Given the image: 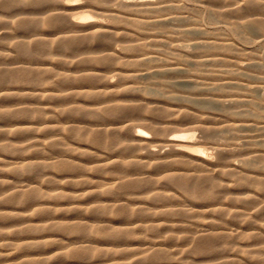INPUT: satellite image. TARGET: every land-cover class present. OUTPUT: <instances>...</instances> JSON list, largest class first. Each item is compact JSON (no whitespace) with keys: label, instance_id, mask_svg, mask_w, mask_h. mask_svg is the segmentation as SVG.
I'll return each instance as SVG.
<instances>
[{"label":"rangeland","instance_id":"rangeland-1","mask_svg":"<svg viewBox=\"0 0 264 264\" xmlns=\"http://www.w3.org/2000/svg\"><path fill=\"white\" fill-rule=\"evenodd\" d=\"M167 1L171 0H149L150 3H164ZM179 1L186 7L182 11L183 18H179L180 15L178 14L172 16L174 19L170 23L173 26L170 25V27L163 29L164 33H159L155 27H146L142 32H139L141 36H137V39H140V43L147 44L145 50L139 53L122 50V46L125 43L118 40L120 36L117 34L121 31L119 29L122 27H133L130 24H116L111 15L105 10L111 7V9L120 12L127 22H133V19L137 17L142 19L143 17V14L141 15L133 10L136 0L129 1V4L132 5L129 10L121 9L118 0L76 1V5L72 11L74 16H80L85 12H89L96 16V19H100L102 26L106 30L113 32L109 36V43L104 46L99 48H94L92 45L80 47L82 53H79L81 55L75 54L76 51L66 49L65 51L51 50L50 53L37 58H24L19 55L15 44L18 42L29 43L33 38H26L27 35H30L26 28H17L20 20L11 19L0 30V68L2 66V68H6V72L12 71L10 73L11 76H18V74L24 73L21 71L25 69H20L21 67H26L27 70L51 71V73H43L44 76L49 77L44 85H19L25 91V96L23 97H4L2 95L4 91H0V112L7 114L4 118L0 117V213L17 214V219L14 222L0 221V261L3 262L1 264H224V257L227 256L229 257L227 259H230V264H264V190L259 188V181L264 179L263 161L255 165L257 172L261 176V179L257 181L258 183H252L248 188L243 186L232 187L234 192H238L239 196L248 193L247 195H251L250 197L255 200L253 204V218L250 219L255 221V223L248 224L244 222L239 224L233 222L232 218H226L229 220H226L223 226L227 231L235 235L226 238L231 242V246L228 247L224 244L225 239H221L218 235L209 233L207 236L205 234L198 236L196 233L198 227L195 225H193L194 227L190 226L192 223L202 224L205 222V215H209L205 212V207L187 210V216L178 214L164 215L160 213L150 218L143 215L141 218H138L136 223L129 226L130 232L136 234L131 239L116 240L107 235L109 231L125 229L126 226H119V223L116 225H114L115 223L109 224V226L88 223V225L82 228L86 235L81 238L77 235V230L66 219L68 215L63 216L61 214L60 205L63 200L56 197L62 192V184L56 182L59 181V177L62 174L61 170L53 167L38 168L36 166L39 169L37 175L34 172L30 174H18L19 172H16L17 169H21L20 167L24 165L23 163L31 162L38 165V163H44L42 159L45 158H50L46 163H52L56 166L60 165V161L55 157V154L50 152L51 149L47 145L45 127H55L56 129L54 128L52 133L56 134V138L61 137V132L58 128L61 126V121L63 120L62 100L64 99L60 97L65 98L64 95L68 91H75V87L79 86L77 83L71 81L64 83L60 80L65 76L76 77L78 75L75 73V70L78 68V64H76L77 59L96 55L107 57L118 56L123 57L122 60L131 61L137 59L145 60L144 64L127 69L128 71H140L139 73L143 74V76L135 85L150 87L149 89L153 92L149 90V93L146 94L137 96L127 95L120 97L123 101L113 102H122L130 109V115L127 114L118 122L120 127L123 126L122 128L125 129L131 125L128 129L132 132L127 133L125 129L123 132L119 130L115 131L120 136H123V138L125 137V144L132 145L133 148L137 147L139 153L147 155L149 149L156 147L161 155H165L172 148L171 146H165L166 143H163L169 136L172 134L189 133L191 130L192 132L195 131L196 134L192 140L198 143L201 142L199 147L202 146L207 149L205 158L211 163L220 161L218 153L221 148L224 153L219 163L226 167H230L233 163L240 167H245L244 161L247 158H254L255 151L264 150V31L258 28L243 31L242 33L233 30L231 22L237 19L233 15L232 17L217 15L216 11H218V7L210 0ZM250 13L256 16H250L249 18H260L264 21V10L250 11ZM91 24L93 22L83 23L85 26ZM194 24H198V27L217 35L226 44H231L232 48L237 50L238 54H235L234 60L243 64L246 72V75L241 77L243 84L249 83L248 75L261 78L250 81V86L256 90V95L261 105V109L258 110L262 115L261 118L236 114V112L248 110V107L232 106L231 100L225 96L229 92L236 93L238 88L235 86L230 87L228 85L218 89H213V87L209 86V89L206 91L207 97L200 91L202 83L195 79V76H205V82H208V84L217 76L227 78L228 76L224 72L226 69L231 68L227 63L210 62L205 64V66H200L189 60L181 66L184 70L176 75H162L155 73L154 70H150V75L146 73L145 69L147 68L177 62V56L174 53L171 54L167 51L160 52L162 55L158 57L155 54H150L149 52L153 46L151 45L149 36L159 33L163 37L174 39L176 45H179L189 55H195L203 50L199 48L197 43H203L206 40H204L205 38L202 35L192 32ZM35 31V33L41 34L38 37H41V40L43 39L49 45L54 39L63 36L92 37L90 34L78 35L76 33L54 36V30L47 27L36 28ZM17 34L22 35V37L15 38ZM43 47L44 45L40 48ZM44 49H47L46 46ZM48 49L52 48L49 47ZM115 50L119 51V53H116ZM207 53L215 54L216 57L223 59L227 57L231 58L229 57L231 55L230 51L226 50V46L221 50L215 52L207 51ZM256 59L261 61L262 67L260 70L254 71L255 69L249 66L251 60ZM117 67L119 66L111 64L97 65L95 68L98 74L100 73L99 71H102V75L104 74L103 76L112 80L113 84L118 87L132 85L133 82L123 79L118 75ZM161 83L163 84L162 86H160ZM197 89H199V92ZM213 95H224L222 98L223 102L216 101L212 97ZM172 97H178L179 99L188 97L190 103L188 101V103H183L181 100L180 103L178 101L172 102ZM75 99L77 101L81 100L82 104L92 101L88 98H79L77 96H75ZM25 101L34 103L35 107L44 112L46 124H38L34 118L16 117L12 119L11 117H7L9 116V112L22 108L23 104L21 103ZM182 103L186 105V108H183L181 112L173 116L168 115L173 105ZM142 104L148 105V108L143 109ZM245 123H253L257 128L233 129L234 124ZM14 127L25 129L21 134L22 139L19 140L18 135L9 132ZM260 127L263 128L259 129ZM27 128L34 129L30 131ZM68 141L72 147L87 149L99 155H105L106 152H109L99 145H91L84 140H79L75 133L68 135ZM245 142L253 143L254 145L245 148ZM137 144H140V147ZM161 146H164V148ZM75 156L79 160L89 162L86 157L77 154ZM153 158L145 159L144 161L148 162V164L140 169L121 168L122 173L120 174H109L89 169L82 171L83 175L81 173V177L78 179L115 184L113 187L122 194L124 193L123 187L122 189L117 188L121 186V182L119 183L118 179L123 181L122 184L133 180H144L142 182L144 185L147 183L151 185L154 180L168 174V172L164 171L166 168L156 170L153 167V164L158 162ZM83 161L81 164L87 166L88 164L83 163ZM182 167L185 170H190V166L184 165ZM209 174L212 173L209 171L205 172V176ZM239 177L244 178L240 175L234 177L225 176L223 178L220 177L219 180L222 181L223 179L224 183L230 185L231 182L238 180ZM24 178L27 180L28 186L21 188L19 192L14 193V190L10 191L7 188L9 184L17 185V181ZM51 179H55V182L50 183ZM72 188L80 192L86 189L90 191V184L77 185ZM33 191H35L34 194ZM132 191L138 192L139 190ZM30 192L35 199L23 202V199L29 198L27 195ZM174 192H176V189H171L169 193ZM135 197L131 198V200L139 201L140 204H137L138 206L150 208L149 212L154 210V206L161 205L160 203L152 202L148 198V195L137 194ZM80 200L85 201L84 198ZM168 200V207L166 209L177 210L174 202ZM226 203L231 206H235L234 204H236L238 207H243L244 205L229 201ZM95 207H98V205ZM230 209L231 211L227 209L229 210L228 214L233 212L231 207ZM226 216L228 217L229 215ZM24 217L27 218L25 219ZM154 219L162 220L156 222L159 224L156 225L151 221ZM169 223H171L170 226L167 225ZM237 226L240 227V234L243 232L248 236L245 238L237 236L239 234L234 232ZM191 239H195V241H190ZM154 241L161 243V246H155V248L151 249V243ZM206 241H209L211 245L214 244L217 248L221 246V252H218L217 255L208 252L205 256L202 254L205 252L194 251L199 244H203L205 247ZM28 243L33 245L25 248L24 245ZM99 251L101 257H94L93 253ZM82 253H87L88 258L79 257ZM250 253L253 255H249ZM157 254L164 259L159 260V262L154 261L153 256ZM202 258H205V261L199 260ZM232 259H236L238 262H233Z\"/></svg>","mask_w":264,"mask_h":264},{"label":"bare ground","instance_id":"bare-ground-1","mask_svg":"<svg viewBox=\"0 0 264 264\" xmlns=\"http://www.w3.org/2000/svg\"><path fill=\"white\" fill-rule=\"evenodd\" d=\"M76 1L78 0H0V30L9 23V20L19 19L20 21L17 28H26L30 33L26 38L33 39L31 42L29 41L30 44L24 41H22L24 43L18 42L15 44V48L21 57L29 59L50 53L51 50L65 51L66 49H70L76 51L75 54L81 55L79 52H81L80 47L82 46L92 45L94 48H99L108 44L110 41L109 36L113 32L106 30L104 26H102L100 19H96L97 17L89 12H85L80 16H74L72 11L74 9L73 7L76 5ZM129 1L130 0H118V4L121 9L129 10L132 6L129 4ZM143 1L144 0H136V5L133 7V10L141 15L143 14V17L142 19L137 17L136 19H133V22H127L120 12L111 9V7L105 9L111 15V18L116 24H130L134 28V30L133 28L127 27L119 29L121 31L118 32L117 35H119L121 39L118 38V40L125 43L124 46H122V50L132 53L142 52L147 47V44L139 42L140 39H137V36H141L139 32H142L146 27H155L158 29L159 33H164L165 31H163V29L170 27V25L173 26V24L170 23L174 19L172 16L178 14L180 15L179 18H183L182 11L186 8L179 0H171L164 3H150L149 0H146L145 2ZM210 1L217 5V15L229 17H232L233 15V17L237 19L231 22L233 30L242 33L243 31L258 28L261 31H264V21L262 19L249 18L250 16H256L255 14L250 13V11L264 10V0ZM86 22H93V24L86 26L83 25V23ZM198 26L199 25L196 24L194 28H192V32L202 35L206 41L203 43H197L199 48H202L203 50L195 55H189V53L184 51L179 45H176L174 39L163 37L159 33L149 36L151 39V45L153 46L149 52L150 54H155L158 57L159 55H162L160 52L167 51L171 54L174 53V55L177 56V62L147 68L145 69L146 73L150 75V70H154L155 73L162 75H176L184 70L181 66L184 65V62L189 60L200 66H205V64L210 62L227 63L231 67L224 72V74L228 76L227 78L217 76L208 84V82H205V76H195V79L202 83V87H199L200 91H202L205 97H207L206 91L209 89V86L213 87V89L226 87L228 85L230 87L235 86L238 88L237 92H229L225 96L231 100L232 106L248 107V110L236 112V114L261 118L262 115L258 111L261 109V105L258 101L256 90L250 86V81L261 78L247 74L249 83L243 84L241 82V77L246 75V72L243 64L234 60L235 54H238L237 50L232 48L231 44H226L225 41L217 37V35ZM45 27L54 30V36H57L58 34L76 33L78 35L90 34L92 37L81 38L63 36L54 39L49 45L44 42L43 39L41 40V37H38L41 36V34L35 33L36 28ZM19 37H22V35L17 34V36H15V38ZM41 44L44 45L43 48H40L42 46ZM45 46L47 49H44ZM224 46H226V50L230 51L231 55L229 57L233 58L232 60L228 57L223 59L221 57H216L215 54L207 53V51L215 52L221 50ZM49 47L52 49H48ZM115 51L116 53H119V51ZM122 58L123 57L118 56L107 57L96 55L76 60L78 68L75 70V73L78 75L76 77L65 76L60 80L64 83L71 81L79 85L75 87V91H68V93L64 95L65 98L60 97L64 99L62 100L63 120L61 121V126L58 128L61 132V137L56 138V134L52 133L55 127H45V132H47V145L51 149L50 152L55 154V157L60 161V165L56 166L52 163H46L50 158H45L42 159L44 160V163H38V165L31 162L23 163L24 165L20 167L21 169H17L16 172H19L18 174H30L34 172L37 175L38 168L41 167H53L61 170L62 174L59 177V181L56 182L62 184V192L56 197L63 200L60 205L61 214L63 216L68 215L66 219L72 224V227L77 230V235L81 238L86 235L82 228L88 225V223L102 224L106 226L119 223V226H126L128 229L125 227V229L120 231L118 229L109 231L107 235L116 240L131 239L134 238L136 234L130 232L129 226L136 223L138 218H141L143 215L150 218L160 213H163L164 215L178 214L187 216V210L205 207V212L209 214L205 215V222L202 224L192 223L190 226L195 225L198 227V230L196 231L198 236L204 234L207 236L209 233L216 234L221 239H225L224 244H226V247L231 246L230 240L226 238L235 235L230 231H227L223 226L225 221L229 220L226 218H232L231 220L233 222L239 224L244 222H247L248 224L255 223V221L250 220L253 218V204L255 203V200L250 197L251 195H247L248 193L245 194L247 195L246 197L245 195L239 196L238 192L233 191L232 187L243 186L248 188L252 183L261 179L255 165L258 162H264V150L255 151L256 154L254 158H247L244 161L245 167H240L234 163L231 164L230 167H226L219 163L222 160L224 153L222 148L219 149L218 153L219 162L211 163L205 158V155H207V149L202 146L199 147L201 142L198 143L197 141L192 140L196 136L194 130V132L191 130L189 133L172 134L167 139L165 138L166 140L163 142L166 143L165 146L172 147H170L171 150L169 149L170 151L165 155H161L156 147H152V149L148 150L147 155H143L139 153L137 147L133 148L132 145L125 144V137L123 138V136H120L115 130H119L120 132L126 130L125 132L127 133L131 131L128 129L131 125L125 129L122 128L123 126L120 127L118 122L127 114L130 115L131 111L126 104H123L122 102H113L123 101L120 97L127 95L137 96L149 93L150 87L135 85V83L142 78L143 74L139 73L140 71H128L127 69L132 66L136 67L142 65L145 63V60L137 59L131 61L122 60ZM111 64L118 65V75L123 79L130 80L133 84L125 87H118L113 84L112 80L103 76L104 74L102 75V71H99L100 73L98 74V71L95 68L97 65ZM249 67L255 69L254 71L260 70L262 67L261 61L259 59L251 60ZM5 69L6 68H2V66L0 68V91H4V93H2L4 97L25 96V91L19 85H44L49 77L46 75L44 76L43 73H51L49 70H27L26 67H21L20 69H25L21 71L24 73L18 74V76H11L10 73L12 71L6 72ZM129 72L131 73L129 74ZM162 85L163 84L161 83L160 86ZM197 90L199 92V89ZM59 91L62 92L63 90ZM75 96L79 98H88L92 101L90 103L84 102L82 104L81 100L77 101V99H75ZM223 96L213 95L212 97L221 103L223 102ZM180 100L183 103H186L187 101L190 103L188 97H183L181 99L178 97L171 98L172 102L178 101L180 103ZM183 103L173 105V108L169 110L168 115L173 116L174 114L181 112L183 108H186V105ZM21 104H23L22 108L9 112V116L7 117H11L12 119L16 117L34 118L37 120L38 124H46L44 121V112L38 107H35L34 103L25 101ZM142 108H148V105L142 104ZM6 115V113L0 112V117L4 118ZM121 125L123 124L121 123ZM233 127V129L236 130L257 128L253 123L234 124ZM262 128L260 127L259 129ZM31 129L27 128V130L32 131ZM24 130L25 129L22 127H14L13 129H10L9 132L18 135L20 140L22 139L21 134ZM72 133H75L79 140H84L91 145H99L109 152H106L105 155H99L87 149L72 147L68 141V135ZM137 145L140 147V144ZM253 145V143L245 142V148ZM162 148H164V146ZM75 154L86 157L89 162L81 159L79 160ZM151 157H154L153 159L158 161L153 164V167L156 170L166 168L164 171L168 172L167 175H163L161 178L154 180L151 184L152 186L149 185L150 183L144 185L142 183L144 180H133L129 183L125 182L122 184L123 181L118 179V182H121V186L117 188L122 189L123 187L124 190V193L121 194L115 187H113L115 184L78 179L81 177L80 174L82 171L89 169L109 174H120L122 173L121 168L140 169L147 166L148 162H145L144 160ZM82 161L88 165H82ZM184 165L190 166V170L183 169L182 166ZM36 166L38 168H36ZM206 171H209L212 174L205 176ZM239 175L244 178L239 177L238 180L231 182L230 185L224 183L223 179L222 181L219 180L220 177H234ZM49 182L54 183L55 179H51ZM84 184H90V191H87L86 189L80 192L72 188ZM259 184V188L264 190V179L260 180ZM27 186V180L24 178L17 181V185L9 184L7 188L10 191L14 190V193H17L21 188ZM136 189L139 191H132ZM171 189H176V192H174L175 194L169 193ZM34 193L35 191H33V194ZM33 194L31 192L28 193L27 196L29 198L26 196L27 199H23L22 201L28 202L31 199L34 200L35 198ZM137 194L148 195V198L152 202L160 203L161 205L154 206V210L149 212L148 210L150 208L138 206L137 204H140L139 201L131 200V198H136L135 196ZM81 198H84L85 201L80 200ZM167 200L173 201L175 206H177V210L166 209L168 207ZM225 200L226 202L229 201L231 203H240L244 205L243 207H238L236 204H234L235 206L227 205L228 203H226ZM96 205H98V207H95ZM229 206L233 209V212L230 214H228V211H231ZM226 215L229 216L227 217ZM24 218L26 219L27 217ZM16 219L17 214L0 213V221L14 222ZM161 220L162 219H154L151 221L154 224L159 225L156 222H160ZM170 224L171 223L167 225L170 226ZM239 228L240 227L237 226V229L234 230L235 233L239 234L237 236L242 238L247 237L248 235H246V233L241 232L240 234ZM193 240L195 241V239H191L190 241ZM31 245L33 244L28 243L24 246L27 248L31 247ZM155 246H161V243L154 241L151 243L150 248L153 249ZM220 247L221 246L217 248L214 244L211 245L209 241H206L205 247L203 244H199L194 251L200 253L205 252L202 253L205 256L208 252L217 255L218 252H221ZM251 254L252 253L249 255ZM93 256L100 258V251L93 253ZM79 257L88 258L87 253H82ZM153 257V260L156 262L164 259L158 254ZM224 258V264H230V259H227L229 257L227 256ZM255 258L257 259V257ZM199 260L205 261V258ZM232 260L233 262L237 261L236 259ZM1 263L3 262L0 261V264Z\"/></svg>","mask_w":264,"mask_h":264}]
</instances>
